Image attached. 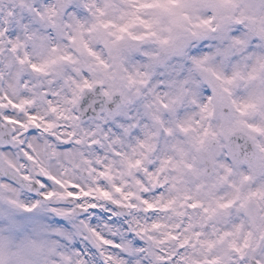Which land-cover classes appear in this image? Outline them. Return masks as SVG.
<instances>
[{"label": "snow or ice", "instance_id": "1", "mask_svg": "<svg viewBox=\"0 0 264 264\" xmlns=\"http://www.w3.org/2000/svg\"><path fill=\"white\" fill-rule=\"evenodd\" d=\"M0 264H264V0H0Z\"/></svg>", "mask_w": 264, "mask_h": 264}]
</instances>
